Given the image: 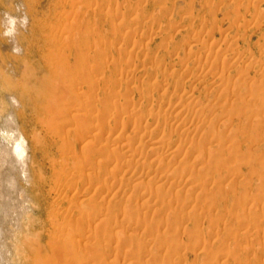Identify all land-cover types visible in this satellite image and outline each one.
Masks as SVG:
<instances>
[{
	"label": "rangeland",
	"instance_id": "rangeland-1",
	"mask_svg": "<svg viewBox=\"0 0 264 264\" xmlns=\"http://www.w3.org/2000/svg\"><path fill=\"white\" fill-rule=\"evenodd\" d=\"M189 15L194 17L186 20ZM7 17L16 21L12 19L7 23ZM75 20L78 22L76 29L70 26ZM191 24L198 32L188 29ZM36 27H39L37 31ZM53 39L56 40L55 45H49ZM205 40L207 43L216 42L212 45V53L206 55V52L204 56L215 57L211 61L217 66L211 70L215 74L208 71L209 74L201 78L204 56L201 59V51H196L192 45L205 43ZM67 41L71 47L65 46ZM145 44L148 45L146 49L143 48ZM167 44L171 55L164 50ZM227 45L230 47L225 48ZM46 56L50 63H45ZM143 56L160 62L157 66L161 68L158 69H172L176 79H181L180 89L168 91L169 94L167 92L163 98L166 94L161 91L171 82V76H164L162 80L159 73L156 74L158 69ZM176 56L182 59L181 63ZM223 57L226 60L232 57L227 61H234V67L226 60L222 61ZM75 60L80 65L74 64ZM64 63L70 64V73L87 93L98 83L103 85L101 87L117 89L119 97L111 98L110 103L107 100L109 96L105 98L103 95L94 102L99 107L107 103L114 105L116 110L105 114L111 119L110 127L113 129L122 119L130 120L132 115L128 117L129 113L140 106L150 108L152 112L158 110L159 114L142 121L144 129L149 131L156 116L168 113L169 106L177 104L175 98L179 94H193L194 102L199 105L186 103L185 108L188 109L178 115L179 122L177 117L174 118L171 125L173 128L177 125L178 129L170 136H164L169 139L162 138L167 141V146L163 144V151L153 155L144 148V155H157L159 159H167L174 151L176 161L173 162L181 165L184 173L176 172L177 164L173 173V163V167L170 164L167 169L164 163L162 167L154 165L152 168L158 170L156 177L138 179L141 180L140 186H152L153 190L148 186V189H132L138 180L133 182L130 179L126 183L116 177L118 182L113 181L108 195L103 190V193H99L100 190L93 193L103 180L99 183L75 180L76 183L73 181V185L63 188L64 198L57 205L55 186L61 183L57 178L60 171L58 165L52 164L59 159L64 147L65 153L73 151V141L68 138L77 134L79 137L90 130L88 120L79 119L78 133L69 127L68 145H64L58 137L64 131L49 134L42 125L48 118L41 111L43 100L60 97L53 83H49L52 79L55 82L49 72V64L58 68ZM0 64L1 78L6 82L4 90H0V105L6 103L4 114L11 116L13 130L23 133L26 147V174L17 175L16 172V189L13 191L0 187L1 209H9L4 219L0 217V231L7 229L4 230L7 235L3 233L1 237L11 248L19 245L18 238L23 234L31 238L30 248H26L23 256L15 258L10 252L2 264L7 263V258V264H37L45 257L30 260L26 257L27 252L31 255L37 250L47 256L66 258L58 264H264V83L260 84L264 80V0H0ZM131 68L133 75H127V81L123 77L125 73L120 75L119 71ZM220 70L233 79L228 94L222 89L225 83L211 82L213 76L219 77ZM154 81L160 83L158 90L149 87ZM221 85L223 87H219ZM142 91L148 92L147 101L141 98L146 94ZM127 93L133 100L130 105L123 106L119 102ZM24 98L39 110L30 111L20 101ZM217 101L221 104L228 102V106L226 104L221 109L222 105ZM232 101L236 105L233 109L229 106ZM179 109L181 107L177 106L176 110ZM194 109L202 116L199 125L192 124ZM5 120L2 118L0 125ZM112 128L99 130L92 139L111 145L114 141L110 138L118 132ZM33 140L37 148L32 146ZM149 143L145 142L146 146ZM82 144L81 140L75 144L77 153H80ZM146 164L147 161H143L142 165ZM132 172L136 174L137 170ZM35 173L41 174L39 184ZM163 182L166 185L154 191ZM185 182L190 185H185ZM138 191L144 197L133 201ZM107 206L111 211L110 217L116 216L111 218V222L119 233H115L113 228L110 232L104 229L106 226L95 225L105 215ZM11 207L15 209L9 216ZM68 207L71 209L66 217L74 218L84 211L94 218L92 223L80 224L74 232V238L78 239L80 234L84 236L86 229L90 230L89 235L80 240L93 243L92 247H84L82 242H78L75 251L79 255L75 258L68 254L69 243L51 250L48 249L51 245L47 244L57 234L48 233L50 214L57 208L58 211H66ZM23 228L26 229L24 232ZM81 253H86L82 259ZM13 257L15 261L11 262Z\"/></svg>",
	"mask_w": 264,
	"mask_h": 264
},
{
	"label": "bare ground",
	"instance_id": "bare-ground-1",
	"mask_svg": "<svg viewBox=\"0 0 264 264\" xmlns=\"http://www.w3.org/2000/svg\"><path fill=\"white\" fill-rule=\"evenodd\" d=\"M193 17L194 16L191 17V15H189V16L186 17V20H188V19L190 20ZM23 18H24V16H23ZM227 18H228V16H227ZM12 19H13V17L12 18L11 17H7L6 18V22L7 23H11ZM13 20L16 21L15 18ZM5 24L6 23H4V25H3L4 27H5ZM77 24H78V22L75 20V21H72L70 23V26L72 28L76 29L77 28V26H76ZM8 28H9V26H8ZM16 28H15V30H16ZM211 28H213V27H211ZM13 29H14V27H13ZM37 29H39V27H36L35 31H37ZM188 29L195 31L197 28L195 29V26H193L191 24V25H189ZM10 30H9V33H10ZM12 31H14V30H12ZM129 31H130V29L128 30V32ZM196 31L198 32V30H196ZM208 31H209V29H208ZM128 32L126 31L127 34H128ZM209 35L211 36V33ZM11 36H12V34H11ZM210 36H208V39H209ZM56 39H57V36H56ZM61 39H63V38H61ZM54 41H56V40L53 39V41H49L48 44L49 45H55L54 43H56V42H54ZM214 43H216V42L207 43V41L205 40V43L204 42H201V43L200 42H196V43H194L192 45V47L195 48L196 51H199V52L201 51V55L200 56H201V59H202V56H204V54L206 52H207L206 55L212 53V50H213L212 49V45ZM45 44H46V42H45ZM48 44H46V45H48ZM146 45L147 44L143 45L144 49H146V47L148 46V45L147 46ZM229 45H230V43H229ZM18 46H16V47H18ZM65 46L71 47L70 42L67 41ZM231 46L233 47V45H231ZM228 47H230V46L227 45L225 48H228ZM53 49H55V48H53ZM149 49H151V48H149ZM164 50H165V52L167 54H169V55L172 54V51H170L168 49V44L164 46ZM228 51H229V49L227 51L225 50L223 53H225V52L227 53ZM237 54L238 53H236V55ZM206 55L204 56L205 58L203 57L205 63L203 64V66H201V69L204 71V73L201 74V75L199 74L200 75L199 77H201V78H205L207 73L209 74L208 71H211L212 69L214 70L215 69L214 66H217L216 63L211 61L212 59H215V57L211 59V58H209ZM222 56H224V55H222ZM151 57H152V55H151ZM151 57H146L147 59H149V63H152V65H154V67H156V68L160 67V66H157V64L158 63L160 64V62L157 63V61H155ZM142 58H144V56ZM146 58H144V59L146 60ZM177 58H178V61L181 63L182 59L179 60V57H177ZM216 58H217V56H216ZM223 58H225V57H223ZM231 58L230 59L228 58V59L231 61ZM158 59H160V58H158ZM235 59H236V57H235ZM44 60H45V63H50L49 62V57H47V56L44 57ZM225 60H226V58L224 60H222V61H225ZM227 60H226V62H229L228 65L232 64V66L234 67V65H235L233 63L234 61L230 63V61H227ZM239 62H240V59H239ZM239 62H237V63L239 64ZM145 63H143V64L146 65ZM74 64L80 65L79 61H77V60L74 61ZM49 66H50L49 72H51V74H52L51 77L54 78V80H55V82H54L52 78H49V80L52 79L51 82H49V83L50 84L53 83L52 85H53V87H55L59 91V95L58 96H60V97L59 98L58 97H56V98L48 97L45 100H43L44 101V105H43V108H42L41 111L45 112V114H47L46 116L48 117L47 119H44L43 123H42L46 133L51 134V133H55V132H59V131L66 132V133H64V132L63 133H59L58 137L61 139L60 141L64 145H68V141H67V135L68 134L67 133L70 132L69 131L70 129L71 130L72 129L76 130L79 127L78 126V125H80L79 119L80 120L81 119H87L88 120L87 124L89 125V128H90L89 131H87L85 133L83 132L84 134L82 133V135H80L81 137L80 136L78 137V134H77L73 138L72 137L68 138V139H71L73 141V145L71 146V147H73V151L70 152V153H65L64 152L65 147H64V149H62V151L59 153V156H58L59 159L57 161L54 160V162H53L54 164H52L53 166L54 165L55 166L58 165V169L60 171V173H57V175H58L57 178L60 179L61 183H59L57 185L58 187L55 186V191H56V194H57L56 198H55V202H56L57 205L64 198V195H63L64 190H63V188L71 186V184L74 183L73 181H75V180L76 181H81V183H83V181H87V180H90L91 182L92 181L93 182L94 181H98V183H99V182H101V180H103L101 185H99L98 187L96 186V188L94 189L93 193L95 191H96V193H98L97 192L98 190H100L99 193H101L102 190H103L108 195L109 194L108 192L112 191V190H110V188L113 187L112 186L113 185V181L116 180L118 182V178L121 181L123 180L125 182H126V180H130V179H132L131 181L138 180L139 178H141V180H142V178L146 177V176L153 178V177H156L158 175V174L156 175V170H157L156 167L152 168L154 165L158 166V167L159 166L162 167V164L164 163V165L166 166V169H167V166H170V164L172 166V163L174 164L173 165L174 167L178 165L177 163H176L177 165L174 163L176 161V160L174 161V159H175L174 158V156H175L174 155V151H171L170 154L168 153L169 157L167 159H163V158L159 159V157H157V155H156V157H153L152 155H151V157H149L148 155H144V151H145L144 148H147V150L152 152L153 155L156 154L160 150L163 151V149L165 147V145L163 146V144L166 143L167 141L164 142L162 140V138L164 136H166V135L170 136L172 133H174L178 129L177 125H175L174 128H173L172 127L173 125H171V123L173 124L172 121H175L174 118H176V117L178 119L177 122H179V118H178L179 116L178 115H180L181 113H185L184 111L185 110L187 111V109H188V108H185L186 103L190 102V104L193 105L196 102L195 97L192 96L193 94H190V93L189 94H187V93L179 94L177 96L178 98H175L177 100V102H175V103H177V104L173 105V106L171 105L172 107L169 106V112L168 113H163L162 115L156 116L155 117L156 121H155L153 127L149 131H146V129H144V127L142 126V121L147 119V118H149V119L152 118V116L154 114H159L158 110L156 112H152V109H150V108H139L140 106L138 107V109H136V108L132 109L133 111H135L133 113L131 112L132 114L129 113L128 117L132 115V117H129L130 120L126 119V121H125L124 119H122L120 122H118V123H116L114 125L115 128L113 129L112 127H110V123H112L111 119L108 116H106L105 114L106 113H111L114 110H116L114 105L107 103V105L104 104V106L101 105L99 107V105L94 104V102L97 101L98 98L101 95H103L104 97L105 96H109V98H107V100H108V102L109 101L111 102V98L119 97L117 89L107 88V86L101 87L103 85H100L101 83H98V84H95L92 87L93 89H92L91 92L87 93V92H85L82 89L80 82L77 81L76 78L73 76V74L70 73V69L71 68H70V64L69 63L59 64L58 68H56L54 65H50V64H49ZM232 66H230V67H232ZM79 67H80V69H82V66H79ZM142 68H143V66H142ZM160 68L159 69L157 68L158 72L156 71V74L159 73L158 75L160 76L161 79L165 78L167 75H170L171 79H172L171 82H169L167 84L168 86L166 88H164L163 91H161V92H164L166 94L163 97V98H165L169 94V92H171V91L173 92V89H175L176 91L180 89L179 87H181V79L180 80L176 79V77L173 74L174 72L172 71V69L165 68L164 70H161ZM122 71L123 70H120L119 74L121 73L120 75H123L125 73V76L123 75L125 80H127V78H126L127 75H130V74L133 75L132 68L130 70H125L124 72H122ZM212 73L215 74V72H212ZM224 73H225L224 71L220 70L218 72L219 77H214L213 76V78L211 79V82H213L215 84H217L218 81L221 82V83H225L226 84V85L224 84L225 87H223L222 85L219 86V87H223L222 88V89H224L223 92L226 91V94H228L227 92H229V87H230L229 84H231L233 79L231 77L227 76V75L225 76ZM57 74L60 77H57L56 76ZM114 75H116V73H114ZM203 80H205V79H203ZM263 81L262 80L260 81L261 85H263V83H264ZM5 83L6 82H4V80L1 78V74H0V90H2V89L4 90ZM157 84H158L157 81H154L153 83L150 84L151 86H149V87L152 88V89L153 88L157 89L158 87H160L159 86L160 83L158 85ZM232 84H233V82H232ZM148 89H145V90H148ZM139 92H141V89H140ZM167 92H168V94H167ZM142 93H143V91H142ZM142 93H141V95H142ZM147 93L148 92H144L143 94H145V95L141 97L145 101H147V99H149L148 98L149 96L147 95ZM62 95L64 97L63 100H62ZM131 95H132V93H131ZM175 97H176V95H175ZM17 100H19V99H17ZM132 100H133L132 96H130V94L127 93L125 95V97L123 98V100L120 101L119 103L121 105H123V106L124 105L127 106V104H129ZM20 101H22L24 106H26L28 109H30V111L31 110H33V111L34 110L35 111L39 110V107L36 108V106H34V104H31L30 100L27 99V98L20 99ZM191 102H194V103H191ZM195 104H198V102L195 103ZM219 104H221V103H219ZM226 104L228 106V102H226ZM226 104H224V103L221 104L222 105V106L220 105L221 109L222 108L224 109V107H226ZM229 104H230L229 105L230 108H232V109L236 107L234 101L229 102ZM177 106L181 107V109H179L178 111L176 110ZM33 107H34V109H33ZM172 108L174 109V111L172 110ZM6 109H7L6 103L3 102L0 105V120L2 118H5L6 120H5V123L0 125V187H6V188L8 187L11 191H13L14 189H16V178H17L18 173L21 174V175H25L26 174V168H25L26 165H25V158H24V156H25L24 152L26 150V147H24L25 141L23 139V135H22L23 133L21 134V132H19V130H17V132H16L15 130H13V127L10 126V121H12V118H11V116H9V115L7 116L6 114H4L6 112ZM175 110H176V113H175ZM193 111L191 113V116L195 120V121L193 120V122H195V123L192 122V124L195 125V124H197L198 122L201 121L200 118L202 116L200 117V115L198 113L199 111H195V109ZM97 112L101 113V115L98 114ZM172 112H174L175 115ZM20 115H22V113ZM184 116H185V114H184ZM180 117H182V116H180ZM187 118H190V120L192 119L190 116H187ZM77 121L79 123H77ZM203 121L204 120H202V122ZM114 122H117V120L116 121L114 120ZM197 125H199V123ZM69 127H70V129H69ZM106 128L107 129L108 128L109 129L112 128L113 130L118 131L116 133V135H114V136H112V138H110L111 141H114V143H112L109 146H107V143L106 144L101 143L102 142L101 140L98 141V140L92 139V136L93 135L95 136V134H97V132L99 130H101V132H102V130H105ZM195 129H196V127H195ZM131 130L134 131V132L133 133H128V131L131 132ZM77 131L78 130H76V132ZM25 137H27V136H25ZM34 138L35 137H33L32 139H34ZM167 138L168 137H166V139ZM163 139H165V137ZM80 140L83 141V144L81 145L82 147L80 149V153H77L75 151V149H74V146ZM108 140H109V138H108ZM145 142L146 143L147 142L148 143L151 142V144L149 143L150 145L146 146ZM35 145H36L35 141L32 142V146L34 148H37ZM168 145H170V143ZM166 146H167V143H166ZM171 148H173V147H171ZM172 150H174V149H172ZM178 150H180V149H178ZM178 150H175V151L177 152ZM165 152H167V151H165ZM177 154H178V152H177ZM148 157H149V159L147 160ZM143 161L144 162L147 161V164L146 165H142ZM178 166L179 167H177V171H176V167H175V169L172 170V173L174 171H176L177 173L178 172H183L182 168H180L181 165H178ZM30 167H31L30 168V170H31L32 166H30ZM136 170H137V172H136V174H134L132 171H136ZM35 171H37V170H35ZM16 172H17V175H16ZM157 173H158V170H157ZM35 175H36V173H35ZM103 176H105V177H103ZM116 177H118V178H116ZM35 178L37 179V183L39 184L41 182V174H40V176L36 175ZM172 178H174V177H172ZM76 181H75V183H76ZM131 181H129L130 182L129 185L131 184ZM140 181L139 180H138V182L135 181L136 183L132 185V189L135 187L136 189L139 188L138 190H142L140 188V187H142V186H140L141 185ZM188 183L185 182V185H187ZM125 185L127 186V184H125ZM164 185H166L165 182L158 184V186L155 187L154 191L158 190L159 189L158 187H160V189H161ZM188 185H190V184H188ZM146 186H148V185H146ZM146 186L143 185V187L147 188ZM179 186H180V183H179ZM129 187H131V186H129ZM148 187L150 188V190L152 189V186H148ZM191 187L192 186H190V188ZM126 188H128V187H126ZM123 189H125V187ZM193 189L196 190L195 187ZM190 190H192V189H190ZM119 191H120V189H119ZM106 194H101V196L106 195ZM142 194L143 193L141 191H138V193L136 194L135 198H132V200L136 199V201H140L138 199H140V197L143 196ZM143 197H141V198H143ZM0 198H1V195H0ZM104 199H105V197H104ZM100 200H102V199H100ZM109 202H110V200L108 199V203ZM144 203H145V201H144ZM94 204L96 205V202ZM68 205H70V204H68ZM14 206L17 207L16 205H14ZM15 207H11V210H10L11 213H9V216L13 213V210L15 209ZM109 207H110V205H109ZM112 207H114V206H112ZM115 208H117V207H115ZM21 209H23V208H21ZM58 209L59 208H57L56 211H54V212H52L50 214V219H51L50 222L51 223H49L50 225H48L49 226L48 229H47L48 233H55L56 232L57 234H56V237H52V240H51L52 243L51 242L47 243V244H49V246L51 245L48 249L51 250L55 246L65 245L66 243H69L68 244V248L69 249L67 248L68 249L67 251H69L68 254L71 255V257H73V258L78 257L79 252L75 251L76 245H78V242H82L80 240L81 238H86L85 236L89 235L90 230L86 229V231L83 234L84 236L81 237V234H80V237L78 239H76V237L74 238V232L77 230V228L80 226V224L88 223V222L92 223L94 221V218H93L92 215H90V214L88 215L84 211L83 212H79V216L77 215V217H74V218H72V216L66 217L65 215L68 214L67 211L69 209H71V208L68 207L66 211L61 210V209L58 211ZM123 209H124V206H123ZM123 209H121V210H123ZM8 210H7V208L1 209V206H0V217L2 219H4L6 217V215H7L6 213H7ZM16 210H18V208H16ZM105 210H106L105 215L102 218H100L99 221H97L95 223V225H97V226L100 225L101 227H102V225L106 226L104 229L107 228V231H110V232L112 231L113 232L114 226H113V224L111 222V218L112 217H116V216L113 215L112 217H110L111 216V213H110L111 211H110V208L108 209V206L106 207ZM114 211L115 210H113V212ZM116 213H117V211H116ZM119 213H121V212L119 211ZM61 214H63V215L61 216ZM77 214H78V212H77ZM114 214H115V212H114ZM119 215H121V214H119ZM119 215H117V216H119ZM58 219L62 220L61 223L55 222ZM114 219L116 221L117 218H114ZM13 221H14V219H13ZM107 226H109V228ZM138 226H139V224H138ZM22 227H23V225L20 228H22ZM112 228H113V230H112ZM130 228H129V230H130ZM9 229H10V227H9ZM4 230H7V229L4 228ZM4 230H3V232L0 231V264H2V262L6 259L5 258L6 255L7 254L9 255L10 252L13 254V256L15 258L17 256H23L26 248H30V240H31V238H29L27 236L28 234L27 235L26 234H23V235L21 234L22 236H20V238H18L19 239V245H17V246L15 245V247L11 248L10 247L11 245H8L7 243H5V240H3V238L1 237V234H3V233H6V235H7V232L6 231L4 232ZM10 230H12V229H10ZM25 230L26 229H24L23 232ZM118 231H117V229L114 230L115 233H117ZM6 241H7V239H6ZM82 243H83L84 247H92L93 246V243H91V242L84 241ZM45 254H41L40 250H37L36 253H33L31 255H30V253L27 252V256L26 257L29 260H30V258L33 259V258H36V257H45L40 262H38L37 264H58V261H61V259L66 260V258L62 257V256L58 257V256H55V255H52V254L47 256ZM84 254H86V253H81L80 254L81 259H82V255L84 256ZM11 255L8 256V257H11ZM13 258H12L11 262L15 261V258H14V260H13ZM7 260L9 261V258H7ZM8 261H7V263H8ZM104 261H105V259H104ZM132 261H134V260L132 259ZM129 262H131V260ZM7 263H3V264H7ZM14 263L15 262H13V264ZM85 263H86V261H85ZM133 263L134 262H132V264Z\"/></svg>",
	"mask_w": 264,
	"mask_h": 264
}]
</instances>
